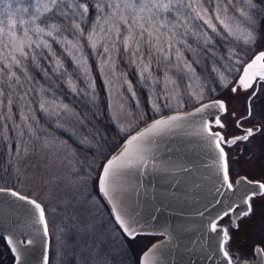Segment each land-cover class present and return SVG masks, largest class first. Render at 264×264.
<instances>
[{"label":"rangeland","instance_id":"374dc122","mask_svg":"<svg viewBox=\"0 0 264 264\" xmlns=\"http://www.w3.org/2000/svg\"><path fill=\"white\" fill-rule=\"evenodd\" d=\"M117 2L88 0L95 12L89 17V9L81 22L86 33L80 37L79 51L64 42L65 37L69 40L75 38L63 29L54 32L52 37L29 31L27 39L37 43L45 40L49 48L25 45L28 57L22 59L18 68H11L19 77L18 82L10 80L7 72H0V176L9 179L22 194L37 198L46 206L50 233L49 264H140L141 252L159 236L143 234L135 240L126 237L100 193L97 177L101 174V165L129 134L159 115L223 97L229 110L221 119L225 123L224 130L229 126L232 134L236 129L235 118L245 113L247 107L245 93H232V84L228 83L235 81L240 71L226 73L224 82L213 71L214 68L224 71L221 65L232 68L230 49L235 47L239 51V45L216 37L219 43L214 46V53H209L205 51L202 39L191 34L177 35L173 41L175 47L167 59L163 53H157L143 42L140 52L133 56L135 49L125 51L122 39L116 38L112 28L117 21L112 13L119 10L107 5ZM252 2L256 5L260 24L264 25V0ZM30 4L31 0L0 2V29L5 33L0 36V67L9 62V53L13 51L7 33L11 31L18 38H24L26 29L39 24V21L33 23L34 9ZM204 6L213 7L210 3ZM26 7L29 11H22ZM9 20L15 22L11 29ZM196 23L201 25L200 31H207L201 21ZM93 25L102 38L95 48L86 39L87 31ZM39 26L46 27L44 24ZM125 31L121 26L122 35ZM182 39L190 47L180 43ZM105 46L109 49L107 53L104 52ZM251 47L252 51L245 50L240 54L245 58L252 56L264 49V40H257ZM176 49L182 54L179 60ZM14 54L19 57V52ZM141 54L142 60L139 58ZM41 57L47 58L51 68L39 66ZM57 60L62 67L57 66ZM31 61L49 82L43 83L37 75L34 76ZM186 64H190L191 69L186 68ZM145 65H148V71L143 70ZM99 78L104 84V94L99 90ZM69 80L76 85L75 92ZM193 93L202 95L203 99L197 101ZM101 94L105 96L104 105ZM165 101L170 107L163 106ZM41 102H47L49 112L40 109ZM154 103L161 104L160 112L153 110ZM53 105L57 106L55 111L59 116L50 114ZM62 105H68L69 110L59 107ZM233 111H236L235 117ZM262 112L264 115V107ZM141 114L143 120L139 119ZM25 116L27 120L22 119ZM121 127L128 131H120ZM246 151L239 152V146L227 147L233 180L241 174L262 178L264 147L262 144L255 146L254 162L246 159ZM3 183L4 180H0V184ZM254 209L251 217L241 221L242 230L236 234L238 243H233V248L244 247L250 253L256 244L264 243V197L255 198Z\"/></svg>","mask_w":264,"mask_h":264},{"label":"snow or ice","instance_id":"6c2138e0","mask_svg":"<svg viewBox=\"0 0 264 264\" xmlns=\"http://www.w3.org/2000/svg\"><path fill=\"white\" fill-rule=\"evenodd\" d=\"M205 3H210L213 7L209 9L204 6ZM30 7L34 9L33 23L39 21V24H44L46 27H40L39 24H36L34 28L24 31V38H18L16 33L9 31L7 33L9 45L13 51L9 53V62L0 67V72H7L8 78L17 82L19 77H17L16 72L11 71V68H18L22 63V59L28 57L29 54L24 51L25 45L32 47L35 44L37 48L41 45L49 48V44L45 40L41 39L37 43L35 40L27 39L29 31L38 36L45 34L52 37L54 32H61L63 29L75 38L69 40L65 37L64 42L72 49L79 51L80 37L85 36L86 33V29L81 27V22L90 9L88 0H47V3H42V0H31ZM107 7L119 10L112 13L117 17V21L112 25V28L115 29L116 38L122 39L125 51L135 49V51H132L133 56L140 52V45L143 42L147 43L150 48L155 49L157 53H163L165 59H167L171 50L175 47L173 43L175 37L177 35L185 37L189 34L202 39L205 51L214 53V46L219 43L216 37H219L220 40H228L233 45H239V51L235 47L230 49L229 60L233 64L232 68L229 69L221 65L224 71L213 69L214 72L218 73L220 81L227 80L226 73L230 75L233 71H240L238 78L235 81H228V83L232 84L230 89L232 93L248 92V96L244 98L245 100L254 97L256 95L255 86L264 82V50L256 51L247 58L240 54L245 50L252 51L251 46L255 45L257 40H264V31H261L264 25L259 22L258 14L255 11L256 5L252 0H118L117 3L109 4ZM97 8H99V5H97ZM22 11L28 12L29 8H23ZM235 13H238V16ZM197 21H201L206 26L207 31H200L201 25L197 24ZM8 24L11 29L15 22L9 20ZM121 26L126 29L123 35ZM46 28H48L47 31ZM101 31L103 30L101 29ZM109 31H112V29H109ZM2 35H5V33L3 29H0V36ZM86 39L93 48L97 47L99 40L102 38L95 25L87 31ZM179 42L190 47L186 40L182 39ZM9 45H5V47ZM108 51V47L105 46L104 52L107 53ZM15 52H19V57L14 54ZM52 55L54 56L55 53H52ZM73 58L75 59V57ZM139 58L142 60L143 54ZM176 58L178 60L182 58L179 49H176ZM5 59H8V57H5ZM84 63L86 64V62ZM57 66L62 67L59 60H57ZM185 67L191 69L190 64H186ZM84 70L86 71V67ZM143 70L148 71V65H145ZM69 84L72 91L75 92L76 85L71 80H69ZM224 86L227 87V84ZM249 89L252 91L249 92ZM86 94L91 95L90 93ZM193 96L197 101L203 99L202 95L197 96L193 93ZM92 99L94 100L95 97H92ZM46 103L41 102L39 107L44 112H49L50 109L46 106ZM9 104H11L10 100ZM163 106L170 107V104L165 101ZM55 107L57 106L53 105L50 114L59 116V113L55 111ZM59 107H62L65 111L69 110L68 105ZM209 109H216L217 111L213 114L208 112ZM153 110L160 112L161 104L154 103ZM228 110L229 104L221 98L213 100L210 104L201 103L194 112L188 113L186 116L170 115L155 119L143 131L131 135L118 155L110 159L106 158V162L101 165L102 173L97 177V181L105 197L113 203L115 219L128 238L135 240L138 233L132 226L131 217L123 206V201L120 200V193L124 190L123 188H117L116 177L122 175L123 170L131 171L153 166L151 162L154 160V154L149 147L151 144L150 136L178 126L177 122L183 121L187 117L200 114L201 123L199 129L195 131V135L217 153V175L220 178V188L216 189L217 194H223L221 189H226L235 194L237 186L254 185L253 190H245L244 194L240 196V200L245 206L243 212H235V209L240 207L239 204L235 207L229 205L222 213L207 221L206 230L210 236L216 234L219 238L216 247L224 257L226 264H264V243L255 245L250 253L245 251L244 247L233 248V243H238L235 240L236 234L242 230L241 221L254 214L255 198L257 196L264 197V182L249 180L247 176H241L239 179L233 180V170L230 167L228 153L225 151L226 147H231L238 141H249L256 133L264 135V127L254 129L253 127H245L244 124L245 121L259 117L260 124L264 125V115L254 113L251 106H247L245 113H242L237 121V126L243 130V134L226 139L221 131L214 130V128H225V123L222 121L220 114L227 113ZM206 113L208 119H204ZM22 119L27 120L28 117L25 116ZM33 119L35 118L33 117ZM139 119H144L143 114L139 116ZM130 127L131 125H129ZM29 131H32L30 126ZM120 131L127 132L128 129L121 127ZM47 145L48 142L45 146ZM52 146L55 147L54 142H52ZM24 151L27 153L28 149L25 148ZM19 154L17 152V155ZM0 180H4V183L0 184V196H11L23 202L26 207H22L21 220L26 226L42 225L46 236L48 234L46 206L37 198L21 194L16 190L15 184H10L9 179L0 176ZM200 215H203V213H200ZM225 217H228L230 222L226 225L220 224V221ZM6 239L7 243L12 246L11 251L16 253L17 264H22L21 252L26 251L27 246H31L34 240L29 239L27 236L23 240L14 237ZM206 243H208L209 248L212 247L210 241ZM21 245H25V247L21 248ZM158 247L160 246L152 245V248L144 253L145 257H148L149 253ZM45 264H47L46 259Z\"/></svg>","mask_w":264,"mask_h":264},{"label":"water","instance_id":"95a60500","mask_svg":"<svg viewBox=\"0 0 264 264\" xmlns=\"http://www.w3.org/2000/svg\"><path fill=\"white\" fill-rule=\"evenodd\" d=\"M221 98L227 103L223 97L207 99L201 103L210 104L213 100ZM201 103L149 120L129 134L108 158L118 155L127 139L143 131L153 120L170 115L186 116L194 112ZM216 111L208 110L213 114ZM223 114L221 113L220 117ZM208 118L207 113L204 114V119ZM200 123L201 115L197 114L178 121L176 127L152 134L149 147L154 154V160L151 162L153 166L123 170L122 175L116 177L117 188L124 190L120 193V200L131 217L137 236H159L141 252L140 264H226L216 247L219 238L216 234L210 236L206 230L207 221L222 213L229 205L235 207L239 204L240 207L236 208L235 212H243L245 206L240 196L245 190H253L254 185L237 186L235 194L226 189H221L222 195L217 194L216 189L220 188L216 166L217 153L195 135ZM241 176L246 175L241 174L236 179ZM248 179L263 182L249 177ZM99 190L120 227L115 219L113 203L105 197L100 186ZM22 207H26L23 202L11 196H0V236L4 237L6 243L8 237L23 240L27 236L33 239L34 243L21 252L22 264H45V259L49 264V229L45 236L42 225L26 226L21 220ZM229 222L227 217L221 220L220 224L226 225ZM208 241L212 243L211 248L206 243ZM154 244L160 247L153 249L149 256L145 257L144 253ZM7 245L11 251L12 246L8 243ZM24 247L25 245H21V248ZM11 253L14 256L12 264H17L16 253Z\"/></svg>","mask_w":264,"mask_h":264},{"label":"flooded vegetation","instance_id":"af4514ba","mask_svg":"<svg viewBox=\"0 0 264 264\" xmlns=\"http://www.w3.org/2000/svg\"><path fill=\"white\" fill-rule=\"evenodd\" d=\"M256 95L254 97H252L249 100H246V105L247 106H251L252 110L254 111V113L257 114H261L263 115L262 112V107H264V82H261L260 84H257L256 86ZM249 92H251L252 90L249 89ZM246 97L248 96V92H244ZM261 103V104H260ZM228 113V112H227ZM225 113V114H227ZM222 115V117H224V115ZM232 115L235 117L236 111L232 112ZM240 116H237L235 119V127L236 129L235 132H233L232 134L230 133V131L228 130V128L226 130L224 129H214V130H219L221 131L226 139H230V138H234L236 136L242 135L243 134V130L237 126V121L240 119ZM245 127H253L254 129L256 127H264V125H261L259 122V117H257L256 119H250L248 121L244 122ZM262 144V146L264 147V135H262L261 133H256V135L252 138L249 139V141H238L236 144L232 145L231 147H237L239 146V152H242L244 149H246V159L249 162H254L253 160H255L256 154H255V146ZM246 145V146H245ZM226 152H227V147L225 148ZM228 153V152H227ZM238 155V154H235ZM264 157V155H263ZM261 159V158H260ZM262 169H263V174H262V178L260 177H252V176H248L250 179H255V180H261L264 182V165H261Z\"/></svg>","mask_w":264,"mask_h":264},{"label":"trees","instance_id":"16d2710c","mask_svg":"<svg viewBox=\"0 0 264 264\" xmlns=\"http://www.w3.org/2000/svg\"><path fill=\"white\" fill-rule=\"evenodd\" d=\"M92 3V2H91ZM95 12L94 7L91 5L90 7V14H88L89 17L93 16V13ZM30 60V59H29ZM40 65L39 66H46L47 68H51L50 67V63L47 61L46 57H41V60L39 61ZM30 67H32L34 69V76L37 75L39 77V79L43 82V83H47L49 82V79L45 77V75H43V73L41 72L40 69H38L35 64L32 63V61L29 63ZM38 77L35 79L37 80ZM33 79V81L35 80ZM98 85H99V90H101V92L104 94V84L101 80V78H99L98 80ZM102 95V94H101ZM102 102L103 105L105 104V96L102 95ZM2 114H0L1 116ZM1 119V117H0ZM14 261V256L11 253L5 239L3 236H0V264H12V262Z\"/></svg>","mask_w":264,"mask_h":264}]
</instances>
